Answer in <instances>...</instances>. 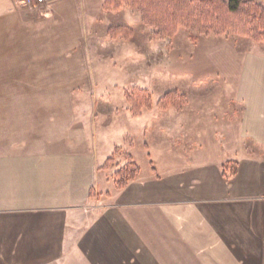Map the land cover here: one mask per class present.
I'll use <instances>...</instances> for the list:
<instances>
[{
  "label": "crops",
  "instance_id": "crops-1",
  "mask_svg": "<svg viewBox=\"0 0 264 264\" xmlns=\"http://www.w3.org/2000/svg\"><path fill=\"white\" fill-rule=\"evenodd\" d=\"M11 3L0 1V264H264V47L242 54L228 141L242 150L214 160L201 150L213 142L186 136L165 167L117 189L126 162L107 161L128 153L100 134L83 0L80 15L78 0H46L42 14Z\"/></svg>",
  "mask_w": 264,
  "mask_h": 264
},
{
  "label": "rangeland",
  "instance_id": "rangeland-1",
  "mask_svg": "<svg viewBox=\"0 0 264 264\" xmlns=\"http://www.w3.org/2000/svg\"><path fill=\"white\" fill-rule=\"evenodd\" d=\"M251 1L264 7V0ZM104 2L83 0L81 13L86 15L89 29L96 34L88 36V46L90 66L102 102L98 108L104 107L107 115L103 119L106 123H102L110 122L99 126L105 143L124 142L126 152L144 174L151 167H165L167 157L174 150L173 141L186 136L202 145L213 142L201 150L214 160H226L242 150L228 146V141L232 137L237 140L239 135L233 129H236L234 117L241 109L236 94L242 54L264 44L236 35L193 33L195 40H192L191 32L185 28H179L171 36L159 35L153 27L141 22L136 10L130 7L108 10ZM0 7L2 12L4 8ZM11 8L42 14L45 4L31 7L24 5L23 0H12ZM77 8L80 15V0ZM141 91L148 93V104ZM175 92L183 98L173 97L174 106L159 105L165 95ZM179 113L183 114L182 124L191 131L175 127L181 118ZM157 141L162 142L159 147L155 146ZM116 156L127 162V155L118 149L107 161L108 166L113 165Z\"/></svg>",
  "mask_w": 264,
  "mask_h": 264
},
{
  "label": "trees",
  "instance_id": "trees-1",
  "mask_svg": "<svg viewBox=\"0 0 264 264\" xmlns=\"http://www.w3.org/2000/svg\"><path fill=\"white\" fill-rule=\"evenodd\" d=\"M130 7L139 13L144 25L153 27L157 34L171 36L179 28L191 32L195 40L196 34L227 36L236 35L249 38L256 43L264 44V7L251 0H105L104 8L118 11ZM146 104L149 97L146 91H141ZM173 97L183 96L167 94L159 105L174 106ZM129 101L131 99L128 98ZM115 150V153H117ZM112 158H109L111 160ZM236 163L228 162L222 166V174L230 178ZM232 170H229V168ZM154 171L155 169L152 168ZM139 168L130 155L126 164L114 173L117 189L124 188L130 181L137 178Z\"/></svg>",
  "mask_w": 264,
  "mask_h": 264
},
{
  "label": "built area",
  "instance_id": "built-area-1",
  "mask_svg": "<svg viewBox=\"0 0 264 264\" xmlns=\"http://www.w3.org/2000/svg\"><path fill=\"white\" fill-rule=\"evenodd\" d=\"M46 0H23L24 5L37 7L40 5H44Z\"/></svg>",
  "mask_w": 264,
  "mask_h": 264
}]
</instances>
